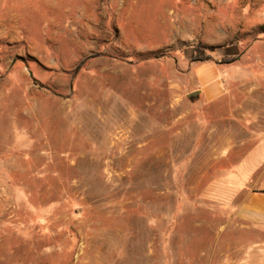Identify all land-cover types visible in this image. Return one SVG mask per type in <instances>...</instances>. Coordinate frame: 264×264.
<instances>
[{"label":"rangeland","instance_id":"rangeland-1","mask_svg":"<svg viewBox=\"0 0 264 264\" xmlns=\"http://www.w3.org/2000/svg\"><path fill=\"white\" fill-rule=\"evenodd\" d=\"M263 141L264 0H0V264H209Z\"/></svg>","mask_w":264,"mask_h":264},{"label":"crops","instance_id":"crops-1","mask_svg":"<svg viewBox=\"0 0 264 264\" xmlns=\"http://www.w3.org/2000/svg\"><path fill=\"white\" fill-rule=\"evenodd\" d=\"M197 78L208 101L221 95L218 65L201 66ZM262 148L264 141L232 173L230 220L220 226L209 264H264V155L252 159Z\"/></svg>","mask_w":264,"mask_h":264},{"label":"trees","instance_id":"trees-1","mask_svg":"<svg viewBox=\"0 0 264 264\" xmlns=\"http://www.w3.org/2000/svg\"><path fill=\"white\" fill-rule=\"evenodd\" d=\"M211 55L203 53L201 48H196L194 53V60L200 61V62H206L211 60Z\"/></svg>","mask_w":264,"mask_h":264},{"label":"water","instance_id":"water-1","mask_svg":"<svg viewBox=\"0 0 264 264\" xmlns=\"http://www.w3.org/2000/svg\"><path fill=\"white\" fill-rule=\"evenodd\" d=\"M31 75H32V72H31ZM198 93H199V92H193V93L190 94V96H191V97H196V96H198Z\"/></svg>","mask_w":264,"mask_h":264}]
</instances>
